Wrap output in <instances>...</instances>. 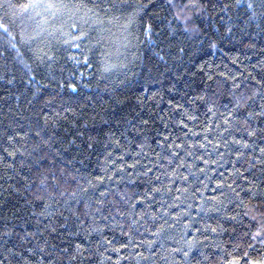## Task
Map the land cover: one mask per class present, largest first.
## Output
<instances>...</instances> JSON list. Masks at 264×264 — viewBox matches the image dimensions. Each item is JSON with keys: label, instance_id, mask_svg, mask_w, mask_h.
<instances>
[{"label": "trees", "instance_id": "trees-1", "mask_svg": "<svg viewBox=\"0 0 264 264\" xmlns=\"http://www.w3.org/2000/svg\"><path fill=\"white\" fill-rule=\"evenodd\" d=\"M192 3L0 0V264H229L253 243L264 0Z\"/></svg>", "mask_w": 264, "mask_h": 264}, {"label": "snow or ice", "instance_id": "snow-or-ice-1", "mask_svg": "<svg viewBox=\"0 0 264 264\" xmlns=\"http://www.w3.org/2000/svg\"><path fill=\"white\" fill-rule=\"evenodd\" d=\"M36 4H23L20 5L21 8L27 9L29 7H36ZM116 7L117 5H112ZM123 6V5H120ZM12 7V5H9ZM47 7H53L52 4H48ZM192 7H196L195 0H193ZM252 7V5H249ZM142 11V8L138 5L136 9H134V13ZM199 11V8H197ZM73 28L76 25H72ZM147 31V30H146ZM83 35V34H82ZM74 88L75 85H72ZM264 114V113H262ZM234 191V190H233ZM237 197H239V193H236ZM249 200L260 199L264 201V192H257L250 190L244 194ZM247 214V213H246ZM260 220L256 221V216L252 217V220L256 222V229L252 232L250 239L253 241L252 244H248L247 248L243 251L242 255H236L232 258L229 264H264V213H260ZM215 231V229H213ZM259 243L260 247L256 248L254 245ZM187 255V253H185Z\"/></svg>", "mask_w": 264, "mask_h": 264}]
</instances>
